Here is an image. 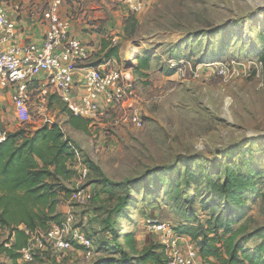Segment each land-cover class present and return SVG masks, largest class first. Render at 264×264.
Instances as JSON below:
<instances>
[{
  "label": "rangeland",
  "instance_id": "obj_1",
  "mask_svg": "<svg viewBox=\"0 0 264 264\" xmlns=\"http://www.w3.org/2000/svg\"><path fill=\"white\" fill-rule=\"evenodd\" d=\"M4 1L20 4L27 14H41L49 2ZM77 2L76 17L90 25L81 31L105 32L103 23L112 20V34L100 41L88 65L129 70L136 101L98 114L85 130L68 121L67 105L57 92H46L37 81L29 84L28 121L16 114L12 88L3 90L0 100V128L34 130L58 122L76 141L71 166L77 173L64 181L67 189L59 206L71 205L69 196L76 188L95 193L89 203L74 208L75 225L95 239V254L89 259L85 248L75 246L82 253L71 264L119 258L121 252L132 256L130 237L136 252L160 243L149 219L175 228L193 217L206 224L213 212L241 218L232 228L246 226L239 238L246 236L243 244L253 252L261 240L257 231L264 228V50H259L264 0H143V9L134 15L138 27L132 38L125 31L128 12L84 15L94 10L95 1ZM112 47L119 55L107 58ZM142 61L147 65L141 67ZM233 62L246 65L239 76L220 74L212 65ZM136 111L141 127L125 119ZM85 168L87 177L81 175ZM229 178V187L236 184V201L222 205L218 189ZM1 234L7 239L10 230L3 228ZM72 253L77 251H59L62 263L68 264ZM0 261L12 264L4 254ZM20 262L54 264L41 255Z\"/></svg>",
  "mask_w": 264,
  "mask_h": 264
},
{
  "label": "built area",
  "instance_id": "obj_2",
  "mask_svg": "<svg viewBox=\"0 0 264 264\" xmlns=\"http://www.w3.org/2000/svg\"><path fill=\"white\" fill-rule=\"evenodd\" d=\"M107 1L134 14L144 6L143 0ZM63 2L49 0L40 19L47 24L43 43L25 46L15 42L17 21L12 11L20 10L19 4L0 2V93L12 88L16 114L23 122L30 119L28 89L33 81L46 92L53 88L74 114L89 119L105 111L125 108L127 104L132 106L137 99V87L129 70L110 65H84L89 58V49L72 34V20L62 14ZM32 19L39 21V15L34 13ZM258 63L263 64L262 61ZM212 65L220 74L231 72L236 76L241 74L243 66L246 67L235 62ZM79 71L81 80L78 81ZM125 119L137 127L143 125L137 111ZM6 132L0 130V140L5 139ZM81 175L87 177L88 169L85 168ZM94 196L91 188H76L70 194V211L61 222L53 223L48 229H25L28 244L20 250L21 258L32 261L45 251H70L77 246L85 248L86 257L91 259L95 254V239L75 225L74 208L89 203ZM148 225L160 235V244L166 253V261L162 264H208L201 257L197 243L189 236L179 234L170 223L149 219Z\"/></svg>",
  "mask_w": 264,
  "mask_h": 264
},
{
  "label": "trees",
  "instance_id": "obj_3",
  "mask_svg": "<svg viewBox=\"0 0 264 264\" xmlns=\"http://www.w3.org/2000/svg\"><path fill=\"white\" fill-rule=\"evenodd\" d=\"M129 14L125 21V31L127 37L132 38L136 33L138 20L134 13ZM115 55H119L117 47L106 50L107 58ZM146 65L147 61L140 64L141 67ZM67 112L68 121L75 128H88L89 118L74 114L68 106ZM75 156L76 141L58 122H46L34 130L23 127L7 131L5 139L0 140V254L10 259L12 264H23L20 262V250L28 244L25 229H48L53 224L52 221L61 216L58 208L61 192L67 189L64 181L77 173L71 166ZM230 179L218 189L222 205H232L236 201L233 196L236 184L235 187H229ZM213 213L206 224L193 217L187 223L175 227V230L197 243L205 263L212 264L217 259L219 264H264V228L257 231L261 240L253 248V252H250L243 244L246 236L239 238L246 226L232 228L241 218L231 220L228 216ZM3 228L10 230L9 237L4 240L1 239ZM222 229L223 233L220 232ZM132 241L130 237V247L135 251L132 256L121 252L119 258H101L93 264H162L166 261L162 244H152L143 251L136 252ZM49 253L39 255L42 257ZM0 264L3 262L0 261Z\"/></svg>",
  "mask_w": 264,
  "mask_h": 264
},
{
  "label": "crops",
  "instance_id": "obj_4",
  "mask_svg": "<svg viewBox=\"0 0 264 264\" xmlns=\"http://www.w3.org/2000/svg\"><path fill=\"white\" fill-rule=\"evenodd\" d=\"M80 1H85V0H80ZM90 1H95L93 11L88 12L85 11L84 15L87 13L96 14L98 16L102 17H108L114 14H119V13H124L125 15L127 14V10L124 7H116L112 3H110L107 0H90ZM81 3H78L77 0H70V3L68 0H64L63 6H62V14L63 16H69L72 20V27H71V32L74 36L77 38L81 39L82 41L86 42V45L89 49V58L84 62V65H88L93 57V51H95L100 44V41L102 42L103 39H109V36L112 34V28H111V22L112 20L108 19L106 20L104 24V29L105 32H100L98 30L96 31H81L80 28H85L90 26L87 21L82 22L83 18L76 17V10L78 6H80ZM20 10L18 11H12V16L16 19L17 21V29H16V37H15V42L19 45H30V44H38L41 45L43 43L44 35L47 30V24L43 22L41 19V14L39 15V21H34L33 18V13L27 14L26 12L23 11L22 6L19 4ZM117 8V9H115ZM92 27L97 28L96 25H93ZM91 29V28H90ZM113 38V40H115ZM94 41V43L91 45L90 42ZM259 50L263 51L264 50V44L259 41ZM101 47V45H100ZM114 58V57H112ZM105 63H101L99 66L103 67L105 66ZM81 71L78 72L77 74V80H81ZM4 97L0 93V100L3 99ZM40 127V126H38ZM38 127H35L34 129H37ZM7 129V130H6ZM4 130L10 131L8 128ZM74 168V167H73ZM70 198V196H69ZM59 212L61 213V217H64L67 215V213L70 211V205H62L61 207L59 206ZM77 251V253H72L70 257L67 259L68 264H71L73 262H76L78 259L76 256L81 255L82 250L79 248L74 249ZM45 252H52V258L47 259L49 256L47 254L46 257L43 256V259L48 260L50 262H53L54 264H64L62 263V257H60L59 251L55 250H48ZM49 253V254H50ZM56 257V258H55ZM76 257V258H75ZM65 262V261H63Z\"/></svg>",
  "mask_w": 264,
  "mask_h": 264
}]
</instances>
